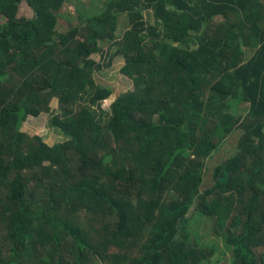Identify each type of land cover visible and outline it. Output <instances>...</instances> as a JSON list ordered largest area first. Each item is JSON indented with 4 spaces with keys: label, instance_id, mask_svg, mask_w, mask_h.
Listing matches in <instances>:
<instances>
[{
    "label": "trees",
    "instance_id": "1",
    "mask_svg": "<svg viewBox=\"0 0 264 264\" xmlns=\"http://www.w3.org/2000/svg\"><path fill=\"white\" fill-rule=\"evenodd\" d=\"M66 1L0 0V264H215L217 243L191 241L197 215L224 264H264L263 0L77 2L59 30ZM117 55L133 87L105 109L94 73ZM41 113L62 141L23 131Z\"/></svg>",
    "mask_w": 264,
    "mask_h": 264
},
{
    "label": "rangeland",
    "instance_id": "2",
    "mask_svg": "<svg viewBox=\"0 0 264 264\" xmlns=\"http://www.w3.org/2000/svg\"><path fill=\"white\" fill-rule=\"evenodd\" d=\"M78 1H76L77 3ZM85 3H88L92 6L97 5L96 0H85ZM24 7L23 9L27 11V3L24 2L22 5ZM75 8V5L72 6ZM73 8V9H74ZM86 8H84L85 11ZM93 11L92 9H88ZM69 13L72 16L73 22H77V17L75 15V10L73 12L72 8L70 9ZM31 14V13H30ZM24 15H27V12H24ZM32 16V14H31ZM146 17L149 21L153 22L152 14L147 13ZM129 26L128 25V19L127 16H122L119 19L118 26L116 29V34L120 36L124 29ZM96 60L99 59V53H95L92 55ZM124 64V59L122 56H116L113 60V64L106 69H100L96 70L94 75L95 79L98 83H101L103 85H106L111 88L112 90V95L104 100L102 102V107L107 109L109 103L119 94L122 92H125L128 89H132L133 87V81L131 78L127 77L126 75L122 74L120 72V67ZM57 100L56 98H53L50 102V108H51V113L53 114L56 109H57ZM242 111V109H241ZM49 114L48 113H41L37 118L29 117L25 123V126L23 127V131L29 133L32 136H39L42 138V140L48 144V145H53L57 142H60L64 139L63 135L60 134L58 131L49 128L48 126V120H49ZM243 133L242 129L236 130L230 137L227 139L225 143L222 144L219 149H217L213 155L207 160L206 162V170L205 174L203 177V182H202V187H207L212 183V178H213V171L214 168L220 164L222 161H224L230 154L234 153L238 147V143L240 140V137ZM80 221L83 223L82 227L88 230L90 227V222H86L85 216L83 212L79 214ZM200 217V218H198ZM211 218L205 216V215H197L195 216V223L194 225L192 224L191 230H192V235H191V241L194 244L201 245V246H207L211 243L218 244V249H221L220 251H223L222 259L219 260L215 264H224L228 262L230 252L225 248L223 245V241L221 238L215 237L214 234L211 232ZM97 227V226H94ZM92 228V226H91ZM91 235V232H90ZM261 252L264 251V247H260L259 249ZM119 251L118 248L116 247H111L109 252L110 253H117ZM216 251L215 256L213 257V261L216 259V256H218L219 253L221 252ZM121 252V250L119 251ZM134 253V252H133ZM92 264H103L99 263V259L94 260Z\"/></svg>",
    "mask_w": 264,
    "mask_h": 264
},
{
    "label": "crops",
    "instance_id": "3",
    "mask_svg": "<svg viewBox=\"0 0 264 264\" xmlns=\"http://www.w3.org/2000/svg\"><path fill=\"white\" fill-rule=\"evenodd\" d=\"M76 1L78 2H83L85 3V0H67L66 1V4H65V10H64V13H63V16L66 18V20H63L61 24L57 25V28L59 30H66L68 28V26H70V23H73V19H72V16L69 14L71 13L70 12V9L72 8L73 12H74V6ZM97 2H102L103 0H96ZM263 3H264V0H263ZM24 7L21 6L20 8V17H27V18H31L33 16V11L30 7H27V11L23 9ZM24 12H27V15H24ZM32 16H31V14ZM218 21H222V17L221 16H218L216 18ZM242 48L244 50V53H245V57H244V60L247 61L248 59H250L253 54H254V51H255V47L250 45V44H243L242 45ZM120 57V55H117ZM113 64V62H112Z\"/></svg>",
    "mask_w": 264,
    "mask_h": 264
}]
</instances>
